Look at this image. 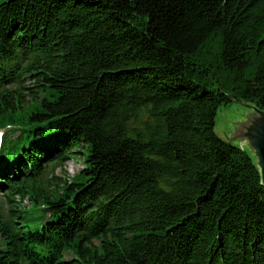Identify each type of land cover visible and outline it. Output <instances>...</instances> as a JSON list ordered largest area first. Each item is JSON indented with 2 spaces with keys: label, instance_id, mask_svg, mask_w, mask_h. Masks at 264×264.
Here are the masks:
<instances>
[{
  "label": "trees",
  "instance_id": "trees-1",
  "mask_svg": "<svg viewBox=\"0 0 264 264\" xmlns=\"http://www.w3.org/2000/svg\"><path fill=\"white\" fill-rule=\"evenodd\" d=\"M232 97L264 110V0H0V264H264Z\"/></svg>",
  "mask_w": 264,
  "mask_h": 264
},
{
  "label": "water",
  "instance_id": "water-1",
  "mask_svg": "<svg viewBox=\"0 0 264 264\" xmlns=\"http://www.w3.org/2000/svg\"><path fill=\"white\" fill-rule=\"evenodd\" d=\"M232 99L217 111L215 132L229 143L246 149L255 159L260 183L264 186V110L252 103Z\"/></svg>",
  "mask_w": 264,
  "mask_h": 264
},
{
  "label": "rangeland",
  "instance_id": "rangeland-1",
  "mask_svg": "<svg viewBox=\"0 0 264 264\" xmlns=\"http://www.w3.org/2000/svg\"><path fill=\"white\" fill-rule=\"evenodd\" d=\"M211 60H212V62L216 61L215 58H211ZM214 65H216V62L214 63ZM23 80H24L23 86H25L24 88H27L28 86L33 84V82L31 83V81L29 79L23 78ZM22 91L26 92V90H22ZM232 98L239 99L236 97H232ZM232 98H231V102L233 101ZM231 102H229V103H231ZM64 167L66 168V171L69 172L70 175H73L74 173H76L77 171H79L82 168V157L79 155V156H77V158L75 160H71V159L67 160L66 163L64 164ZM55 174H57L59 176L62 174L60 171V168H57L55 170Z\"/></svg>",
  "mask_w": 264,
  "mask_h": 264
},
{
  "label": "bare ground",
  "instance_id": "bare-ground-1",
  "mask_svg": "<svg viewBox=\"0 0 264 264\" xmlns=\"http://www.w3.org/2000/svg\"><path fill=\"white\" fill-rule=\"evenodd\" d=\"M42 166H44L43 164H42ZM264 187V186H263Z\"/></svg>",
  "mask_w": 264,
  "mask_h": 264
}]
</instances>
